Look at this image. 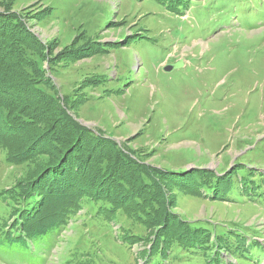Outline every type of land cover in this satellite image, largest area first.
<instances>
[{
  "label": "rangeland",
  "instance_id": "rangeland-1",
  "mask_svg": "<svg viewBox=\"0 0 264 264\" xmlns=\"http://www.w3.org/2000/svg\"><path fill=\"white\" fill-rule=\"evenodd\" d=\"M188 1L0 0V33L34 48L39 43L48 92L57 101L51 107L67 109L79 124L164 175L169 226L180 219L213 238L225 229L240 233L263 251L255 252L257 259L236 260L220 250L223 256L264 264V0ZM7 13L24 32L11 30ZM59 121L46 122L52 128ZM37 130L7 133L0 121L4 144L6 136L29 139ZM18 144L0 148V193L35 175L45 156L38 154L43 144L34 150ZM26 148L25 162L10 161ZM233 168L242 169L230 201L212 200L193 186L192 173L224 175ZM97 212L85 197L52 250L42 253L45 264H149L156 230L123 214L112 221ZM9 219L0 199V229ZM124 233L135 240L124 244ZM5 254L0 248V264H21ZM172 255L164 264L208 260L177 247Z\"/></svg>",
  "mask_w": 264,
  "mask_h": 264
},
{
  "label": "trees",
  "instance_id": "trees-1",
  "mask_svg": "<svg viewBox=\"0 0 264 264\" xmlns=\"http://www.w3.org/2000/svg\"><path fill=\"white\" fill-rule=\"evenodd\" d=\"M5 15L11 30L18 27V31L24 32L19 19H12L10 13ZM9 40L0 33V121L7 133L13 130L34 132L37 125L38 134L29 139L9 135L6 144L0 136V148L9 149V144L18 143V147L25 143L30 147L43 144L45 149L38 154L46 157L35 175L0 193V199L10 209V224L0 229V248L6 257L21 264H45L42 253L52 250L55 238L78 214L86 197L96 203L97 214L107 220H117L123 214L147 229L156 230L149 264L169 261L175 247L191 255L208 256L205 264H235L220 250L236 260L257 259L255 252L263 251L261 245L247 242L240 233H229L225 229L223 234L217 233L213 238L209 230L180 219L170 225L171 229L169 220L173 219L167 212L163 213L166 194L160 182L165 184L164 175L131 156L115 141L79 124L67 109L60 105L51 107L55 98L48 92L50 84L42 69L43 49L39 43L40 48L30 46L20 36ZM100 51L108 53V45L102 44ZM6 83L9 90L4 86ZM17 92L25 93L27 98L17 97ZM43 99L49 103L43 105ZM51 110L56 112L50 118H62L52 128L46 122L50 119L47 111ZM23 152L30 154L26 148L19 155L15 154L19 156L17 160L13 159L15 155L9 156L10 161L25 162L28 155ZM240 169L233 168L224 175L207 171L192 173L193 186L197 191L196 184L202 187L212 200L230 201L238 193L235 177ZM249 191L247 187L246 192ZM134 238L124 233L122 242L128 244Z\"/></svg>",
  "mask_w": 264,
  "mask_h": 264
},
{
  "label": "water",
  "instance_id": "water-1",
  "mask_svg": "<svg viewBox=\"0 0 264 264\" xmlns=\"http://www.w3.org/2000/svg\"><path fill=\"white\" fill-rule=\"evenodd\" d=\"M165 71H170V68H169V69H168V68H166V69H165Z\"/></svg>",
  "mask_w": 264,
  "mask_h": 264
}]
</instances>
